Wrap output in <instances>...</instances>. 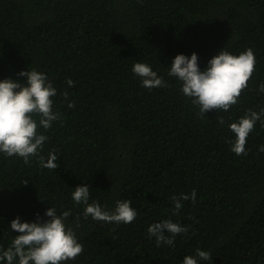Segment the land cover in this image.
<instances>
[{
	"label": "trees",
	"instance_id": "16d2710c",
	"mask_svg": "<svg viewBox=\"0 0 264 264\" xmlns=\"http://www.w3.org/2000/svg\"><path fill=\"white\" fill-rule=\"evenodd\" d=\"M223 48H251L256 70L236 105L202 116L168 72L178 54L193 53L205 70ZM137 62L168 87H143L132 72ZM26 70L46 74L57 89L61 118L40 129L48 137L40 155L47 162L56 153L59 167L0 153V248L19 235L13 219L46 221L53 207L71 213L65 223L84 246L67 264H182L197 249L212 256L198 264H264V116L247 155L231 151L229 129L264 109V0H0V80L25 84L18 74ZM85 184L89 204L111 212L131 200L137 218H85L86 205L72 199ZM193 190L196 201H182L174 216L171 198ZM166 219L188 232L158 247L148 228Z\"/></svg>",
	"mask_w": 264,
	"mask_h": 264
},
{
	"label": "clouds",
	"instance_id": "9594fccd",
	"mask_svg": "<svg viewBox=\"0 0 264 264\" xmlns=\"http://www.w3.org/2000/svg\"><path fill=\"white\" fill-rule=\"evenodd\" d=\"M256 64V56L251 48L239 55H233L223 48L208 61L205 70L200 69L196 53L190 57L178 54L168 75L181 82L182 94L191 98L192 104L199 107V113L203 116L213 110L227 112L236 105L248 87ZM132 72L141 78L145 88L168 87L164 79L146 63H135ZM18 75L26 77L25 84L11 78L0 80V153L6 157L22 158L25 164L32 157H38L41 167L56 170L59 167L55 163L58 159L56 153L50 152L47 162L40 155L43 144L48 140L40 129H50L53 122L61 118L60 113L53 110L57 89L47 75L39 71L26 70ZM67 84L74 86L71 79L67 80ZM258 93H264V82L259 85ZM62 95L67 100L69 94L65 91ZM74 106V102L68 103L69 108ZM262 116L264 109L259 113L250 109L238 122L229 125L235 134V142L231 146L233 153L247 155V139ZM218 123L223 125L224 119L220 118ZM259 151L264 152V146ZM196 195L193 190L190 194L173 196L171 199L176 209L173 215H177L182 208V201L190 199L194 203ZM89 198L90 189L86 184L76 187L72 193L76 204L86 205L85 218L91 216L97 221L116 224H129L137 218L138 212L132 207L131 200L117 201L114 211L109 212L97 202L89 204ZM45 215L51 219L22 223L17 217L11 221V230L19 235L13 238L6 250L0 248V264H67L83 253V244L75 231L65 223L71 213L64 211L57 215L55 208L50 207ZM165 229L170 235L164 234ZM187 232V227L171 219L153 223L148 228L150 238H156L158 247L162 244L174 246L175 237ZM197 258L211 262L212 256L210 252L197 249L196 256H185L182 264H198Z\"/></svg>",
	"mask_w": 264,
	"mask_h": 264
}]
</instances>
